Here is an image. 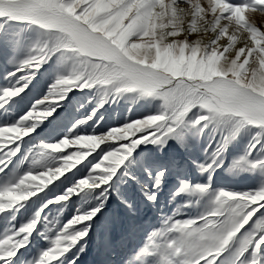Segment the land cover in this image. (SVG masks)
Returning a JSON list of instances; mask_svg holds the SVG:
<instances>
[{
    "label": "snow or ice",
    "instance_id": "6c2138e0",
    "mask_svg": "<svg viewBox=\"0 0 264 264\" xmlns=\"http://www.w3.org/2000/svg\"><path fill=\"white\" fill-rule=\"evenodd\" d=\"M0 58V264L111 248L107 204L138 215L132 184L158 215L129 225L146 239L126 264H264V0H0ZM77 93L82 115L41 136ZM121 102L142 111L105 128Z\"/></svg>",
    "mask_w": 264,
    "mask_h": 264
},
{
    "label": "rangeland",
    "instance_id": "374dc122",
    "mask_svg": "<svg viewBox=\"0 0 264 264\" xmlns=\"http://www.w3.org/2000/svg\"><path fill=\"white\" fill-rule=\"evenodd\" d=\"M209 39L205 36V42ZM221 44L226 45L227 40H222ZM52 82L51 71L41 70V73L32 81L29 85L30 91H27V96L23 99L17 100V104L21 109L27 105L28 101L32 99L33 96L39 93H47L49 84ZM3 83V60L0 58V84ZM85 97L83 94L77 93L76 95L70 96L67 101H65V106L59 109V115L49 124L47 121L42 125L41 136H50L58 133L62 130V127L68 120L75 116L82 115L83 109L80 107L84 103ZM34 103V101H33ZM138 103V102H137ZM84 107L87 108L88 105L85 103ZM107 111L104 113L106 118L107 128L109 125H118L121 119L128 118L131 115H139L142 109H138L132 102H121L119 105H106ZM133 111L130 113L129 108ZM56 114L54 113V116ZM244 142L237 144L233 151L238 152L242 148ZM103 147V145H102ZM183 150L176 146H173L168 150L164 158L172 156H182ZM79 167V165H78ZM68 173H66L67 175ZM194 176H199L198 173L193 172ZM218 186H230L234 188H242L252 186L256 183L255 179L250 174H242L240 176H231L226 172H219L214 178ZM174 183L172 179L169 180V187ZM124 191L134 199L138 205L141 206V211L138 215L130 216L129 213L120 205L118 198L113 194L107 204V213L111 216L118 217V221L113 225L110 238L112 242L111 248L101 247L100 241L97 238H93L90 242L88 249L80 256L77 264H126V261L133 254L135 249L143 239L144 229H139L133 236H128V227L132 223L143 222L146 227L148 224L153 222V217L158 215L152 210L145 208L142 205L141 194L135 184L124 186ZM167 189L165 190V194ZM171 207V205H169ZM67 211V210H66ZM194 214V213H193ZM4 225L0 224V232L4 230ZM34 251V250H33ZM21 252H25L21 249ZM19 255V254H18ZM26 261L31 262L33 259V252H25Z\"/></svg>",
    "mask_w": 264,
    "mask_h": 264
}]
</instances>
